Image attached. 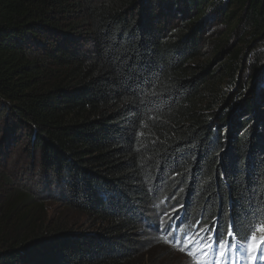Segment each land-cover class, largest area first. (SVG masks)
I'll use <instances>...</instances> for the list:
<instances>
[{
  "label": "trees",
  "instance_id": "obj_1",
  "mask_svg": "<svg viewBox=\"0 0 264 264\" xmlns=\"http://www.w3.org/2000/svg\"><path fill=\"white\" fill-rule=\"evenodd\" d=\"M171 195L264 203V0H0V264H158Z\"/></svg>",
  "mask_w": 264,
  "mask_h": 264
},
{
  "label": "snow or ice",
  "instance_id": "obj_2",
  "mask_svg": "<svg viewBox=\"0 0 264 264\" xmlns=\"http://www.w3.org/2000/svg\"><path fill=\"white\" fill-rule=\"evenodd\" d=\"M151 83V80L146 81L143 87H149ZM125 90H131V94L135 96L142 88L138 82L135 86L129 85ZM155 102L134 101L130 104V110L137 114L134 123H138L142 109L150 108ZM135 138L133 127L130 140L135 142ZM254 191L258 195L259 181L254 186ZM218 209L216 216L210 220L204 217L196 221V227L191 233L185 231L182 236H178L177 231H183L180 225L184 223L185 218L179 217L175 208L173 211L176 212V217H179L176 223L171 222L176 217L169 216L166 221L157 215L148 227L161 234L164 244L187 255L192 264H264V203L257 207L249 201L242 212L236 211L231 203L227 208L220 204ZM163 214L168 215L166 211ZM257 232L262 234L260 243H257Z\"/></svg>",
  "mask_w": 264,
  "mask_h": 264
},
{
  "label": "rangeland",
  "instance_id": "obj_3",
  "mask_svg": "<svg viewBox=\"0 0 264 264\" xmlns=\"http://www.w3.org/2000/svg\"><path fill=\"white\" fill-rule=\"evenodd\" d=\"M169 199L172 200L173 203H171L172 201L167 202L165 200V202L164 201L160 202L159 206H155L153 208L155 211L157 210L155 216L160 215L162 220L167 221L169 220V216L176 217V212L173 211V209L175 208L179 212V217L185 218L184 223L185 222L192 223L193 222L192 219L188 220V214L184 215L182 211L183 209V207L181 208V204L183 203L182 200L178 199V201H176V196L174 195H171ZM51 207H53V209L50 208L49 211L47 212V214H51V218H55L56 216L55 212L61 211V214L64 217V221L65 222H68V220L72 221L75 228L78 227L79 230H83V231H86L87 229L95 230L93 229L92 224L89 223V221L87 220L88 218L84 216L83 213H79L77 211L63 208L61 207V205L58 204H51ZM165 211L168 213V215L163 214ZM179 217H176V219L172 220L171 222L173 223L177 222ZM144 225L146 227L144 229L147 230L146 235H148L152 240L145 243L147 244L148 247L147 251H149V253L152 255V257L158 264H192V261L187 255L179 252L176 248L164 244L161 234L152 231L147 224ZM194 228H195L194 223H192L190 224V226L187 228L186 231L191 233V231ZM180 234L181 232L177 231V235L180 236Z\"/></svg>",
  "mask_w": 264,
  "mask_h": 264
}]
</instances>
